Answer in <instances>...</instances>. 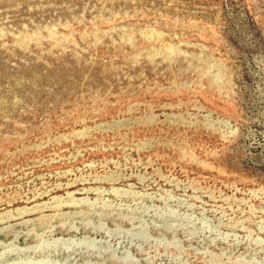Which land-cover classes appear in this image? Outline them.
<instances>
[{
  "label": "rangeland",
  "instance_id": "rangeland-1",
  "mask_svg": "<svg viewBox=\"0 0 264 264\" xmlns=\"http://www.w3.org/2000/svg\"><path fill=\"white\" fill-rule=\"evenodd\" d=\"M0 264H264V0H0Z\"/></svg>",
  "mask_w": 264,
  "mask_h": 264
}]
</instances>
